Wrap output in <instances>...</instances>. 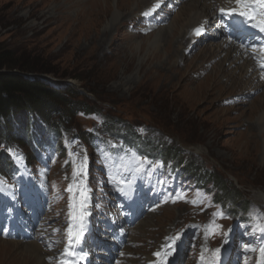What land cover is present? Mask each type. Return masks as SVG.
Segmentation results:
<instances>
[{"label":"rangeland","instance_id":"374dc122","mask_svg":"<svg viewBox=\"0 0 264 264\" xmlns=\"http://www.w3.org/2000/svg\"><path fill=\"white\" fill-rule=\"evenodd\" d=\"M155 1L132 13L136 4L129 9L125 6L128 0H110L109 17L95 26L87 21L95 0H0V52H11L14 61L37 69L57 89L74 87L83 95L78 100L96 107L104 116L103 120H88L80 115L72 126L63 129L66 131L60 141L68 158L60 157L53 163L55 186L65 192L71 181L65 178L71 175L72 179L78 172L81 180L87 165L95 166L99 156L95 151L86 152L83 144L71 135L93 129L101 137L106 135L101 134L102 125L109 120L121 130L141 134L144 143L169 146L177 153L181 150V156L213 168L225 183L224 191L229 196H240L235 202L242 209L247 203L264 206V131L257 129L253 112L264 102V87L232 85L221 72L213 73L221 61V57H208L213 54L214 39L205 40L191 56L182 51L181 60L174 58L171 64L167 63L165 34L182 18L192 0H182L177 11L169 14L166 24L156 18L151 26L149 19L145 21L144 12ZM117 13L120 17L116 20ZM161 25L164 27L152 29ZM187 44L188 40L184 50ZM235 100L234 105L229 104ZM67 115L57 114L54 119L60 121ZM38 132L41 136V129ZM109 137L108 141H114ZM149 161L154 164L156 160L150 157ZM156 173L170 184L181 183L187 194L182 203L166 207L162 213L150 215L138 224L137 231L130 236V241L138 243L137 250L132 251L135 261L145 255L146 248L154 252L156 244L166 239L164 232H193L194 216L199 217L200 223L207 222L215 208L202 202L199 209L192 210L193 201L202 194L195 189L193 180L184 174H171L168 168L157 169ZM34 176L39 178L36 172ZM92 178L90 173V182ZM64 204L58 213L65 210ZM10 205L5 198L0 200V210ZM164 212H170L167 215L173 218L166 219L168 227L163 232L160 226L165 223L160 222V217L167 218ZM146 219L154 227L141 228ZM254 223H258L256 215ZM252 230L255 233V225L249 232ZM223 239V233L216 230L212 243L218 245ZM13 242L16 241L0 239V264H28L27 254Z\"/></svg>","mask_w":264,"mask_h":264},{"label":"trees","instance_id":"16d2710c","mask_svg":"<svg viewBox=\"0 0 264 264\" xmlns=\"http://www.w3.org/2000/svg\"><path fill=\"white\" fill-rule=\"evenodd\" d=\"M37 72V69L14 61L11 52H0V142L13 140L18 134H26V131L31 130L33 121L37 123V119L56 130L62 126H72L78 112L101 114L96 107L78 100L83 95L74 87L57 89L41 79L40 75L44 74L39 75ZM62 113H68L67 117L55 121L54 116ZM111 128H114L113 125ZM170 153L172 156L177 154L175 149L170 150ZM203 176L208 178L207 174ZM211 178L224 189V181L216 174ZM230 197L235 201L240 200L239 195L232 194Z\"/></svg>","mask_w":264,"mask_h":264},{"label":"bare ground","instance_id":"6f19581e","mask_svg":"<svg viewBox=\"0 0 264 264\" xmlns=\"http://www.w3.org/2000/svg\"><path fill=\"white\" fill-rule=\"evenodd\" d=\"M153 1L154 0H128L129 4H127L125 6H128L130 9L131 8L130 6L132 4H136V10L134 12H132V13H136L139 10H142V8L147 7L149 4L151 5V3ZM219 1L220 0H192L191 1V3L187 6V11L182 15V18L179 21H177L175 25H173L171 28H169V32H167L165 34V35H167V37L165 36L166 42H165V46L163 47V49H165V52L168 56L167 63L170 62V64H171V62L174 60V58H177V59L180 58V60L182 59V57H180V55H181L180 53H182V51L184 52V48H183L184 43L188 39H190L191 31L192 30H198L201 28L202 22L206 18H209L213 15V13H214L213 8L215 6L214 3L219 2ZM82 9H85V7L83 6ZM110 9H111L110 0H95V2H93L92 11L90 12V15H89L91 21L87 20L88 23H91V25L95 24V26H97L99 20H106L109 17V14L111 11ZM96 10H97V12H96ZM119 11H122V10L119 9ZM95 13H97V14H95ZM119 17H120V14L117 13L115 15V19L117 20V19H119ZM111 27L113 29L114 26L112 25ZM163 40H164V36H163ZM211 49L213 50V54L208 56L209 59L214 58L215 60H217L218 57L219 58L221 57L220 58V60H221L220 64L217 66L218 68H216V67L214 68L215 70L213 73L216 72V74H217L218 72L219 73L221 72V75L225 79H228V83H230L232 85L244 83L245 85L252 86V87L254 86V84H258L261 87H264V82H260L258 74L256 72H254L252 62L244 56L243 52L238 47H236L232 44H228L227 42L223 41V38L221 37L218 40L213 41L211 43ZM175 64L177 65V63H175ZM202 68H203V66H202ZM253 112H254V114H256L255 122H256L257 129L264 131V102L260 103V107L257 108L256 110H254ZM164 213H166L167 218H165L164 215H163L164 217L163 216L160 217V219H162L160 221L162 224H164L170 218H173L171 215H167L170 212H164ZM182 214H180V215H182ZM143 222L144 223L141 224V228H146V227L152 228V227H154L153 226L154 224L152 225L151 222H149V219H146ZM167 223H171V222L168 221ZM164 225L165 226H160V228H163L162 229L163 232H164V229L167 226V224L165 223ZM137 229L135 231H137ZM169 230H171V229H169ZM170 232H168V233L170 234ZM166 234L164 232L163 236H165ZM169 234H167V235H169ZM152 235L156 236L159 234L158 233L157 234L152 233ZM149 240H150V238H149ZM13 243H14V246H17L16 247L17 249L24 251L25 255L27 254L28 264H50L47 262V259L52 257V256H55L53 253L47 254L44 251L43 247L38 245L35 242H28V243L13 242ZM161 243H162V241L160 243L156 244V248H158L159 244H161ZM142 255L143 254H141L140 260L136 261L135 264H139L140 262L143 263V261H145V263H149L150 261L154 260V253L148 248H146V250H145V255L144 256H142Z\"/></svg>","mask_w":264,"mask_h":264},{"label":"snow or ice","instance_id":"6c2138e0","mask_svg":"<svg viewBox=\"0 0 264 264\" xmlns=\"http://www.w3.org/2000/svg\"><path fill=\"white\" fill-rule=\"evenodd\" d=\"M235 3L238 5L237 9H220V12L222 15L227 14L229 16L231 15H237L239 17H243L244 20H246L250 27L258 30L260 33H264V11L257 12L256 8L252 5H258L260 9L264 10V0H235ZM157 7H159V4H157ZM149 13H145V15H148ZM200 30H197V34H199ZM261 67H264V64L261 65ZM11 151V150H10ZM4 183L2 180H0V184ZM68 191H72V188L69 187ZM259 230L264 233V227L257 226ZM72 235L70 231V236ZM83 236V232L81 231L78 235L75 236V240L77 243H79L81 237ZM82 250V249H81ZM219 250L217 249V252ZM250 251L259 252L258 257V264H264V247H261L259 250L257 249H250ZM65 253L69 256L78 255L74 250L70 251L69 248L65 249ZM157 256L160 255V253H156ZM166 255H171V252L166 253ZM83 258V257H81Z\"/></svg>","mask_w":264,"mask_h":264},{"label":"water","instance_id":"95a60500","mask_svg":"<svg viewBox=\"0 0 264 264\" xmlns=\"http://www.w3.org/2000/svg\"><path fill=\"white\" fill-rule=\"evenodd\" d=\"M42 80L47 82V78L46 77H42Z\"/></svg>","mask_w":264,"mask_h":264}]
</instances>
